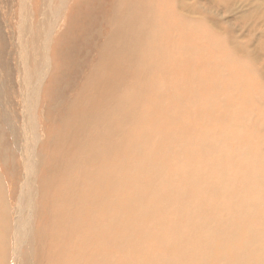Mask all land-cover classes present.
Instances as JSON below:
<instances>
[{
  "label": "rangeland",
  "instance_id": "obj_1",
  "mask_svg": "<svg viewBox=\"0 0 264 264\" xmlns=\"http://www.w3.org/2000/svg\"><path fill=\"white\" fill-rule=\"evenodd\" d=\"M43 2L35 1L36 24L45 19ZM69 3L53 34L37 148L40 154L49 113L54 139L64 121L73 132L83 109L95 142L62 178L72 221L57 222L60 193L47 223L38 221L35 264H264V0ZM23 11L21 0H0V209L8 224L26 176L24 101L37 66L31 60L25 72L20 64ZM84 74L94 87L80 101L74 89ZM99 92L111 103L96 111ZM45 151L49 163L51 146ZM76 189L85 207L73 199ZM0 224V264H11V235Z\"/></svg>",
  "mask_w": 264,
  "mask_h": 264
},
{
  "label": "bare ground",
  "instance_id": "obj_2",
  "mask_svg": "<svg viewBox=\"0 0 264 264\" xmlns=\"http://www.w3.org/2000/svg\"><path fill=\"white\" fill-rule=\"evenodd\" d=\"M35 1L36 0H21V5H22V8H24V10H25V12L23 11L25 14L23 15L24 17L23 16L20 17L21 18V20H20L21 24L19 26V35H18V44H19V50H20L19 54L21 57L20 64L23 66V69L25 70V72L28 71V68L30 67V61L31 60L35 61V63L37 64L36 70H35L36 73L34 72L36 74V79L34 82L32 80H30L28 77L31 74L30 69H29V72L27 74L28 76L27 77L24 76L27 81L29 80L30 82L31 81L33 82V84L29 85V89L27 91L28 99H26L25 101L23 100L26 104L25 107L27 108V109L24 108V112L27 115L26 120L24 118L25 125H22L24 127V128L22 127L23 128L22 131H23V134L25 137L24 146L26 147L25 148L26 149V156H25L26 162L24 160V163L26 166V176H25L24 182L22 183V188L19 191L20 192L19 196H18L19 199L17 201L15 200L16 202L12 201V203L16 206V209H17L16 213H14V219H13L12 223L11 222H10V224L7 223L8 222L7 213L3 207H1L2 209H0V215H1L0 220L6 226L5 228H6L7 233L9 232L10 233L9 235H11V243H12L11 248L13 249L11 264H18L20 262L21 257H22L23 248H25L27 251H26L24 259H22V261H23L22 264H35V261H34V253H36L35 248H37L36 245H39L37 243H38V241L40 242V235H41V229H39V227H38V221L40 220L41 224H43V225L47 223V220H49V218H50V211H49L50 205L58 193H60V195L57 197V199H55V201L53 202V205H55L56 200H57V202H56L57 207L62 206V204H65V205L62 207L64 212H60V213H63L64 217L60 218L59 215L56 214L57 222L61 223L62 221H64L66 223H70L72 221L71 213L69 210L70 202H69V200L64 201L63 198L60 197L62 195V193H63V195L70 197V191H69L70 184H67L65 186H61L62 184H64L63 175L65 173V170L69 166L74 167L77 164V157L78 156L80 158H87L88 159V156L92 155V153L90 151L91 150V144L90 143L95 142V134H96V128H95V130L90 135V142H89L87 136L90 133V128H89L90 125L89 124L92 121H90V123H89V112L87 110L83 109L79 113V124L74 128L73 132L68 130V121L67 122L64 121V123H66L65 128L62 127V130H59L58 135L54 139H52L51 135L53 132H51L49 129V126L51 125V121H52L50 115H52V113H49L50 115L46 116V120L48 121V123L44 119L42 121L43 128H45L47 131H45L44 146H43L42 152H40V154L38 153L37 144H39L38 141H39L40 130H41V126H39V121H38L39 109L43 105L42 108H43L44 112L49 110V109H47L49 106L48 102L45 101V103L43 104V103H41V100H42V94L44 92L46 83L48 81V78L51 75L50 73H51V71H53V67H52L53 61L51 59V46H52V43L54 40L53 34L56 31V29L59 27L60 23L63 21L64 17L66 16V12H67V9L69 8L70 0H62L61 6L59 8L55 7V5H54L55 8L52 7V5H53L52 3L54 0H44L42 7H41L43 9V11L40 14L45 19L43 21L41 20L40 22H42V23L39 22L38 24L35 23V20H36L35 15H37L35 12V9H34L35 8ZM193 5H195V4H193ZM55 9H56V11H54ZM194 14H197V13H194ZM110 27H111V24H110ZM114 27H113V29H114ZM115 31H116V29H115ZM102 36H104V35H102ZM54 37H55V35H54ZM111 44H113V43H111ZM16 46H18V45H16ZM108 46H110V45H108ZM113 48H116V47L114 46ZM111 51H112V49H111ZM116 53H118V49L117 50L114 49V54H116ZM86 74H84L85 76L82 75V77H81L82 82L81 83L79 82L78 85H76L77 87L74 89V91L80 97V101H82L83 97L85 96L86 91H87V87H89V85H91V87H94V85H93L94 80L91 79L92 76L86 75ZM116 84H117V80L114 84H109L108 87H110L112 89L113 86H115ZM98 85H99V81H98ZM24 89H25V87H24ZM94 93H96V92H94ZM66 96H68V94ZM97 96H98V99H96L95 104H94V106L96 107V111L97 110L100 111L101 106L105 105L108 101H109V105H110L111 101L105 100L103 92H101V93L99 92ZM69 97H70V95H69ZM73 98L74 97H70V100H72ZM70 100L67 99V102L65 100H63L61 102V107H59V108L57 107L55 109V112H58L57 113L58 118H60V115L63 114V110L67 109V106H68V103ZM63 106H65V107L62 108ZM90 116L93 118H95V117L98 118V116L94 113L91 114ZM98 119L100 120V118H98ZM70 120L71 119H69V121ZM103 125H104V127H107V128L109 126V124H107L106 122H104V124H103V121H102V126ZM52 126H53V124H52ZM113 127H114V125H112V129H113ZM109 128H111V127L109 126ZM108 135L110 137L113 136V135H110L109 133H108ZM78 137L83 139L87 143V148L85 151H83L82 142L79 141ZM105 138H107V137H105ZM107 140H108V138H107ZM109 140H111V138ZM48 141H49V144H47ZM49 145L51 146V149H52V152L50 153L51 154V160L49 163H46V151L45 150L47 149V147ZM75 146L77 148H75ZM115 147H116V145L113 146L111 149L108 148L109 160L111 158L113 161H115V157H117V150L115 149ZM25 149H23V150H25ZM72 157H74L75 159ZM83 163H85V159L80 161V164H83ZM97 163L99 164L100 161L97 160ZM81 166H84V165H81ZM45 169L49 170V173L46 177L44 176ZM53 171H54V173H52ZM72 185H76V182L72 183ZM77 189H76L75 193L73 194V199L78 198ZM49 195L51 196V200L48 201L47 204L43 203L42 199L43 198L47 199L46 197H49ZM78 199L81 202L79 206L85 207L86 197L83 198V196H80ZM13 208H15V207H13ZM2 211H4L3 214H2ZM57 212L58 211H56V213ZM9 213H11V212H9ZM78 218H77V220H78ZM80 224L82 226L85 225L84 220H82L80 222ZM47 225L49 226V224H47ZM262 225H264V224H262ZM1 226H3V225H1ZM8 226H9V228H8ZM10 228H11V232L9 230ZM0 233H2V232H0ZM45 243H46V241H45ZM47 244H48V242H47ZM9 246H11V245H9ZM39 250H40V248L38 249V251ZM54 250H56V248ZM3 251H1V252L3 253ZM9 253H11L10 250H9ZM50 253L52 254V252H50ZM3 256L5 258V255H3ZM56 256L58 257V255H56ZM70 256L73 258L75 257L73 255H70ZM77 256H78V259L81 257V256L79 257V255H77ZM53 260H54V258H53ZM6 261H7V259H6ZM56 262H58V261L56 260ZM6 263H4V264H6ZM9 263L10 262H8V264ZM63 263H64V261H63Z\"/></svg>",
  "mask_w": 264,
  "mask_h": 264
}]
</instances>
